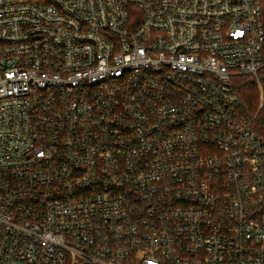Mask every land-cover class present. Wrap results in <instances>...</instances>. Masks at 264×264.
<instances>
[{"label":"built area","instance_id":"built-area-1","mask_svg":"<svg viewBox=\"0 0 264 264\" xmlns=\"http://www.w3.org/2000/svg\"><path fill=\"white\" fill-rule=\"evenodd\" d=\"M263 67L261 0H0V264H264Z\"/></svg>","mask_w":264,"mask_h":264},{"label":"trees","instance_id":"trees-1","mask_svg":"<svg viewBox=\"0 0 264 264\" xmlns=\"http://www.w3.org/2000/svg\"><path fill=\"white\" fill-rule=\"evenodd\" d=\"M261 1L264 22V0ZM258 78L259 81L253 76L237 77L235 88L244 104L245 115L253 119L255 131L264 138V67L259 72ZM260 85L263 89V107L259 110L261 105Z\"/></svg>","mask_w":264,"mask_h":264},{"label":"rangeland","instance_id":"rangeland-1","mask_svg":"<svg viewBox=\"0 0 264 264\" xmlns=\"http://www.w3.org/2000/svg\"><path fill=\"white\" fill-rule=\"evenodd\" d=\"M253 77H255V79H259L258 78V75L257 76H253ZM236 79H237V77L234 79L235 81H234V84L236 83ZM259 81V80H258ZM258 83H260V82H258ZM260 94H261V105H260V108H259V110L260 109H262V107H263V89H262V86L260 85Z\"/></svg>","mask_w":264,"mask_h":264}]
</instances>
